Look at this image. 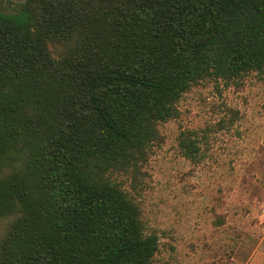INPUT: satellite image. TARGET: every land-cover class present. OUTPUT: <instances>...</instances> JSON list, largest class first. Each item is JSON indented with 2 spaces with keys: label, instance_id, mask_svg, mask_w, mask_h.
Listing matches in <instances>:
<instances>
[{
  "label": "trees",
  "instance_id": "trees-1",
  "mask_svg": "<svg viewBox=\"0 0 264 264\" xmlns=\"http://www.w3.org/2000/svg\"><path fill=\"white\" fill-rule=\"evenodd\" d=\"M252 71L264 0L0 10V264H153L158 237L116 176L140 182L183 92Z\"/></svg>",
  "mask_w": 264,
  "mask_h": 264
},
{
  "label": "rangeland",
  "instance_id": "rangeland-1",
  "mask_svg": "<svg viewBox=\"0 0 264 264\" xmlns=\"http://www.w3.org/2000/svg\"><path fill=\"white\" fill-rule=\"evenodd\" d=\"M21 1L0 0V10ZM175 105L140 182L116 176L158 237L153 264H264V76L204 79Z\"/></svg>",
  "mask_w": 264,
  "mask_h": 264
}]
</instances>
